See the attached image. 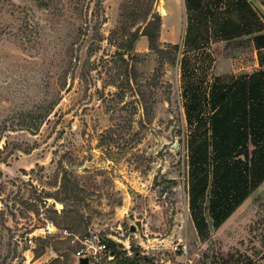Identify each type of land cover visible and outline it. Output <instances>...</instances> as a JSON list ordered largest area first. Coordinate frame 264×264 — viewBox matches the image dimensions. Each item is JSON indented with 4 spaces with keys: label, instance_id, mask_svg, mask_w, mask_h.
Instances as JSON below:
<instances>
[{
    "label": "rangeland",
    "instance_id": "rangeland-1",
    "mask_svg": "<svg viewBox=\"0 0 264 264\" xmlns=\"http://www.w3.org/2000/svg\"><path fill=\"white\" fill-rule=\"evenodd\" d=\"M214 1L0 0V264H75L64 231L107 244L90 264H264V181L218 226L210 186L193 209L215 85L264 70Z\"/></svg>",
    "mask_w": 264,
    "mask_h": 264
},
{
    "label": "trees",
    "instance_id": "trees-1",
    "mask_svg": "<svg viewBox=\"0 0 264 264\" xmlns=\"http://www.w3.org/2000/svg\"><path fill=\"white\" fill-rule=\"evenodd\" d=\"M189 2L186 0L188 18L194 22L196 12L188 7ZM220 2L222 0H216L214 4ZM226 3L228 13L242 12L238 27L246 29L254 22L257 31L264 29V21L246 0H227ZM217 9L216 6L214 12L212 6L209 7L208 15L217 18L221 14ZM223 24H229V21L225 19ZM256 43L258 48L264 47V34L257 36ZM215 86L218 93L213 95V100L217 101V111L210 117L212 143L206 132L193 160L196 174L193 175L192 190L196 195L193 209H197L200 207L196 201L205 196L210 186L209 211L218 226L264 181V70L235 77L227 85ZM210 166H213L212 181L209 179ZM203 213L201 210L195 215L203 217ZM196 220L199 222L198 216ZM204 223L207 224L205 218ZM197 226L200 230V225ZM121 264L136 263L123 258ZM211 264H253V260L248 256L245 262L230 259L221 263L213 260Z\"/></svg>",
    "mask_w": 264,
    "mask_h": 264
},
{
    "label": "built area",
    "instance_id": "built-area-1",
    "mask_svg": "<svg viewBox=\"0 0 264 264\" xmlns=\"http://www.w3.org/2000/svg\"><path fill=\"white\" fill-rule=\"evenodd\" d=\"M46 205H49L48 201L44 202ZM65 234H68L69 236H73L71 238V242L73 244H76L77 241L81 243V246L78 247L77 250H75L73 255L78 256H86L88 255L91 259H96L97 256L101 253H107L108 247L105 242H102V240L99 238L98 235H90L86 236L85 238H79L76 235L69 234L67 231H64Z\"/></svg>",
    "mask_w": 264,
    "mask_h": 264
},
{
    "label": "crops",
    "instance_id": "crops-1",
    "mask_svg": "<svg viewBox=\"0 0 264 264\" xmlns=\"http://www.w3.org/2000/svg\"><path fill=\"white\" fill-rule=\"evenodd\" d=\"M227 0H224L223 2H226ZM248 3H250V6L252 7V9H253V11H255L256 13H258V15L260 16V18L262 19V16L260 15L261 13H263V12H261L260 10H258L257 9V7H259L260 9L261 8H264V0H246ZM254 2V3H253ZM264 14V13H263ZM243 17V16H242ZM263 20V19H262ZM246 29H249V27L247 28L246 27ZM244 30L243 32L244 33H247V31L248 30ZM257 30V29H256ZM255 30V36H254V38H253V41H254V51H255V55L256 56H258V61H259V63H261L262 61H261V59H260V56H259V52L262 50V49H264V47L263 48H258L257 47V43H256V38H257V36H260V35H263L264 33L262 32V31H256ZM258 71V70H257Z\"/></svg>",
    "mask_w": 264,
    "mask_h": 264
},
{
    "label": "water",
    "instance_id": "water-1",
    "mask_svg": "<svg viewBox=\"0 0 264 264\" xmlns=\"http://www.w3.org/2000/svg\"><path fill=\"white\" fill-rule=\"evenodd\" d=\"M262 17L264 18V14L261 13ZM130 230L131 232L136 231V226L134 224H131L130 226ZM75 257V264H90V257L88 255L86 256H78V255H74Z\"/></svg>",
    "mask_w": 264,
    "mask_h": 264
}]
</instances>
